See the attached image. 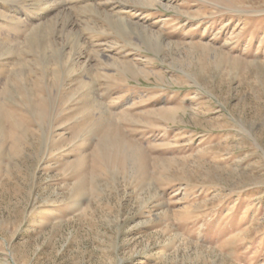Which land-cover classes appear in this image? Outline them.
Here are the masks:
<instances>
[{
	"label": "rangeland",
	"instance_id": "obj_1",
	"mask_svg": "<svg viewBox=\"0 0 264 264\" xmlns=\"http://www.w3.org/2000/svg\"><path fill=\"white\" fill-rule=\"evenodd\" d=\"M0 264H264V0H0Z\"/></svg>",
	"mask_w": 264,
	"mask_h": 264
}]
</instances>
